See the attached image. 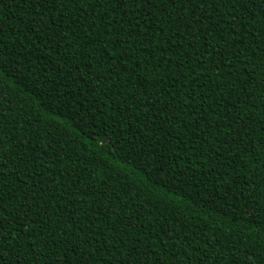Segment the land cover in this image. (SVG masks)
<instances>
[{
  "label": "trees",
  "instance_id": "obj_1",
  "mask_svg": "<svg viewBox=\"0 0 264 264\" xmlns=\"http://www.w3.org/2000/svg\"><path fill=\"white\" fill-rule=\"evenodd\" d=\"M37 5L0 0L7 264H259L264 4L216 0L199 23L198 0ZM148 153L163 180L133 162Z\"/></svg>",
  "mask_w": 264,
  "mask_h": 264
},
{
  "label": "snow or ice",
  "instance_id": "obj_2",
  "mask_svg": "<svg viewBox=\"0 0 264 264\" xmlns=\"http://www.w3.org/2000/svg\"><path fill=\"white\" fill-rule=\"evenodd\" d=\"M60 2L63 4L64 0H60ZM69 2L79 3V0H69ZM111 2L115 3L117 6H119L121 3H125V4L131 3L133 5V7H138L140 3H143L144 5L151 7L153 5L154 0H111ZM160 2L165 3V4L171 3L173 5H176L177 2H179V4L182 6V11H183V10H186L187 7L192 5L193 3H197V0H160ZM55 3H56V0H38L37 6L38 7H44L45 4L52 5ZM96 3L98 6L103 7L105 0H96ZM259 3L264 4V0H259ZM215 4H216V0H198V6L203 5L206 9H208V11H206L203 15H201L199 13V11L197 10V12L193 16L189 17V21L191 22L192 20H194L196 16L200 17V20L198 21V23L202 22L204 19H212L213 13L218 11V8L214 7ZM241 15H242V13L237 11V14L234 16V19L239 20ZM67 18H68V16L66 14L64 19L67 20ZM60 23H63V21H61ZM36 30L38 32H43L44 27L42 25H37ZM195 38L196 37H194V39ZM237 42H239V41H237ZM122 43H126V41H122ZM3 46H4L3 40L0 39V47H3ZM194 55H196L197 61H202L203 59H206V56L203 54V48L196 49L194 52ZM252 56L255 57V52L252 53ZM8 63L12 64L13 69H17V65H18L19 61H17L16 58H13L11 61H8ZM246 63H247L248 70L255 71L257 65H256L254 60L252 62H246ZM5 67H6V62H4L3 60H0V110H2L3 104L5 103V100H4L5 93L8 91L5 87H3L4 76H5V71H4ZM30 71L31 70L28 68H19L16 71V75H15L14 79L15 80L22 79ZM37 71H39V69H37ZM32 74L35 75V73H32ZM252 83L254 84L255 81L253 80ZM41 88L44 91H47L48 90V83L44 82L43 84H38L37 89L40 90ZM243 91L247 92L248 91L247 87ZM65 94H67V92ZM170 94L171 93H169V95ZM7 103L11 104V100H8ZM190 103H191V101H190ZM3 124H4V119H3L2 115H0V140H2V138L8 134L5 131V129L3 128ZM104 151L106 152L107 149H104ZM155 159L156 158L153 156L152 153H148L143 158L134 159L133 162L137 165V167L142 172L146 173V175L152 176L153 173L155 172L156 178L163 180V175H162L163 169L161 168L162 162L154 163ZM0 166H2V165H0ZM164 182L166 183V181H164ZM27 199L34 200L35 197L31 196V197H28ZM246 214L249 217H254L255 209L250 206ZM30 222L36 223L33 221H30ZM5 226L6 225H5V220H4V209L0 208V241H2L4 239V228H5ZM258 239L264 241V231L260 232ZM32 251L38 252L37 249H33ZM246 251L247 250L245 249V252ZM243 254L244 253H242V255ZM0 264H7V261L3 257L2 249H0ZM13 264H17V262L14 261ZM250 264H257V257L255 256L254 253L250 257ZM259 264H264V258H262L259 261Z\"/></svg>",
  "mask_w": 264,
  "mask_h": 264
}]
</instances>
